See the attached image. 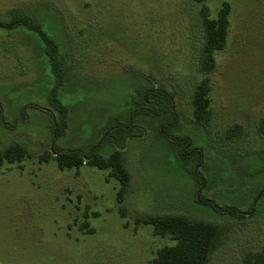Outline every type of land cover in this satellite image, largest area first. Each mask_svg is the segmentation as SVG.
Instances as JSON below:
<instances>
[{"label": "rangeland", "instance_id": "obj_1", "mask_svg": "<svg viewBox=\"0 0 264 264\" xmlns=\"http://www.w3.org/2000/svg\"><path fill=\"white\" fill-rule=\"evenodd\" d=\"M224 3L229 34L208 75L212 122L204 129L191 105L206 76L198 69L201 13L215 19ZM23 20L55 42L62 77L36 31L0 25V151L17 143L29 153L0 167V264H152L175 242L136 224L150 214L219 226L225 237L208 264H243L264 249V0H0V24ZM151 87L173 97L179 124L165 126L169 137L161 119L138 111ZM53 98L66 109L56 139ZM235 126L243 133L228 141ZM178 136L186 151L202 152L200 161L181 155ZM107 139L125 145L132 185L123 204L109 170L40 160L52 148L87 155L98 147L107 156ZM200 162L201 190L193 174Z\"/></svg>", "mask_w": 264, "mask_h": 264}, {"label": "trees", "instance_id": "obj_2", "mask_svg": "<svg viewBox=\"0 0 264 264\" xmlns=\"http://www.w3.org/2000/svg\"><path fill=\"white\" fill-rule=\"evenodd\" d=\"M230 13L231 9L229 3L223 4L215 19H211L205 12L201 13L202 44L199 50L198 69L206 76L194 88L191 105L194 125L204 129H208L212 122L211 102L209 98L211 84L208 75L216 69L214 61L215 53L224 50L227 45ZM0 25L9 28H13L15 25H22L36 31L46 44L47 53L49 54L52 64V72L57 78V82H61L62 71L56 56L57 46L55 42L42 31L39 25L28 20ZM138 98H140V102H142L143 105L138 111L143 112V115L150 116L151 118L161 119L159 124L160 133L166 137L171 136L168 134V131H166L165 126L174 128L179 124L172 95L163 89L156 90L151 87V89L141 92ZM53 104L57 112L61 115L60 120L54 121L53 123V137L56 139L63 134L66 128V109L55 98H53ZM167 114L173 118L170 124L166 123L164 119ZM123 127H125L126 130L130 128L126 125ZM262 129L264 130V124ZM227 132L228 141H232L235 137H239L243 133L240 126H235ZM138 134L139 135L130 134L129 137L142 136L141 133ZM125 136L128 137L127 133L123 136L124 141L127 140ZM173 140L178 144L181 149V155L184 158L192 153H196L200 161L202 156L200 150L194 149L191 150V152L186 151V146H190L186 143L188 139L178 136L173 137ZM107 141L114 145V150L107 156L100 155L98 153V147L87 155L78 150L72 151L52 148L43 154L40 160L41 162H49L53 159L61 170L71 168L79 169L86 164L100 170H109V176L115 178L119 182L117 201L123 204L132 185V175L126 166L125 145L120 144L118 139H115V142L108 139ZM28 156L29 153L25 147L17 143L11 144L0 151V167L4 163H21ZM200 164L201 162L198 163L193 174L201 190L205 181L202 174L199 172V168L201 167ZM198 198L199 202H202L201 198ZM136 224L152 225L156 236L170 237L175 242L172 246H165L157 250L152 264H208L211 254L220 247L225 237L219 226L184 215H144L136 219ZM243 264H264V249L259 252L247 253L243 258Z\"/></svg>", "mask_w": 264, "mask_h": 264}]
</instances>
